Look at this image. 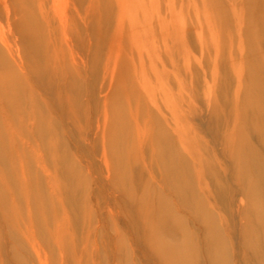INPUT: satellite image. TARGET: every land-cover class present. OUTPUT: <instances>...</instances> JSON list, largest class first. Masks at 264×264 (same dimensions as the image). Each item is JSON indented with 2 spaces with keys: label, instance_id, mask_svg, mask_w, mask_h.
Masks as SVG:
<instances>
[{
  "label": "bare ground",
  "instance_id": "bare-ground-1",
  "mask_svg": "<svg viewBox=\"0 0 264 264\" xmlns=\"http://www.w3.org/2000/svg\"><path fill=\"white\" fill-rule=\"evenodd\" d=\"M52 1L53 10L60 9L59 1ZM115 1L118 10L114 11L112 7ZM115 1L69 0L75 14H73L74 16L71 15L70 18H64L60 10L63 24L61 36L58 37L42 29L39 22L42 20L41 17H46L48 26L53 22V18H47L48 12L41 8L38 0H0V6L2 5L5 14L4 25L7 27V35H5L3 26L0 24V122L3 119L0 123V238L9 239L12 244L8 252L2 247L0 248V264H8L9 261L12 264H24L20 260L21 256L17 250L22 245L18 237L20 232H18L17 226H12V224H17L16 220L22 218L20 212L23 205L22 202L24 201L27 204L32 202L36 205L35 210L29 215L28 222L30 227L40 233L41 230L46 231L45 226L48 227L52 224L55 207L52 205L51 199L53 197L56 198V194L60 192V189L49 185L48 187L53 194V196L51 194L50 200H47L46 196L39 198L32 195L27 198L23 193L24 186L28 187L31 183L38 184V186L44 184L47 186L48 181L28 178L22 168V158H25V162L28 159L35 161L37 159L35 156L46 159V165L36 163V166L44 169L45 172L51 168L48 167L49 165L55 166L56 173L68 183V187H63L62 189L68 195L65 206L72 211L77 210L79 207L78 195L84 189V185L80 180L82 173L77 164L71 161L72 154L68 149V144L65 142L67 139L59 135L60 123L65 129L68 127L69 130L67 131L71 133L68 137L70 141H74L71 138L74 135L77 136L78 140H83V134L78 131V124L83 118L82 115L86 113L85 108H87V105L82 102L78 103L79 99L77 97L88 92L89 89L82 87L78 81H80L79 77L86 75V68L88 67L91 69L90 75L94 76V72L98 68L97 61L103 49L107 50L103 76H109L111 84L113 81L119 83L116 76L124 64L123 59L120 57L121 51L124 49L131 51V40L129 43H125L124 39L122 40L123 33L128 31L131 35V31L135 33V29H127L125 26V20L128 17L131 19L130 9L119 5L122 0ZM203 3L207 7V15L205 16V21L199 25L200 32L202 33L208 28L214 31V61L219 57L225 58V62L221 63V69L223 68L221 73L215 70L213 76L210 71L209 75L214 81L221 76L225 86H227L226 82H230L235 77L242 78L247 84L252 82L258 90L257 92H253L250 89L248 91H232L229 97H223L224 102L219 108L220 114L217 115L216 119L214 117V120H211L214 126V134L216 137L222 138L228 152H232L237 143H240L239 134L246 136L247 134L245 133L250 130L246 123L243 125V118L248 119L251 124L254 122L255 127L253 128L264 136V103L261 101L262 97H264V0H203ZM127 11H129L128 15ZM115 15H117V27H115L110 39L107 40L99 35V30L102 26H107L108 17L115 18ZM139 23V29L146 31L145 24ZM174 25L176 24L170 27H163L164 31L169 33L166 36L167 41L163 42V39L158 41L154 39L149 42H137L135 40L132 45L136 47V50L141 49L142 46L149 53L152 62L155 64L163 63L164 60L160 58L158 53V50H163L168 52L169 62L175 65L177 69L178 63L186 66L188 70L186 76L190 78L183 77L186 72L178 75V81L180 82L178 87L184 89L187 94L191 93L190 100H196L199 95L197 93L192 94L190 87L195 79L191 77L190 70L195 69L196 64L200 60L197 56L189 54V47L195 50V45L189 39V42L186 39H180L179 34L177 36L175 33L178 30H174ZM178 26V28H182L185 31L194 29V25L193 27L191 25L187 26L186 23H181ZM150 28H153L156 32L154 25H151ZM229 29L235 30L234 34L230 35L227 32ZM49 35L51 37H48ZM229 37L231 38L228 41ZM251 38L256 40L257 43L253 46L252 42L247 48ZM242 40L245 42V48L240 51L238 43ZM50 43L53 45L51 50L49 49ZM63 43L67 47H74L76 54L82 56L81 63L73 59L74 61H71L73 66H69L70 68L65 66V64H68V60H65L61 56L62 51L60 52V50H63ZM13 45L15 54H12ZM201 45L203 54L209 59V48L212 47V42L210 45L202 38ZM238 53L243 54L244 60H241V63H244V67H238L233 62V60L237 59ZM179 58H182L181 61H178ZM202 74L205 75V71ZM31 78L33 84L28 83ZM188 83L190 86L187 85ZM36 85L41 88L45 95L46 93L49 94L50 105L41 99L43 97L40 94H37ZM118 87H110V92H115ZM121 88L124 93L131 91V86L129 85H121ZM205 92L209 93V98L214 101L219 96V93L214 92L212 84H206ZM188 98L186 99L181 95L175 99L177 111L181 109V107H178V103L185 105ZM259 98L260 100L255 109L245 103V101ZM101 107L103 115L106 117V103ZM216 108L214 107L213 111L217 113L218 110ZM140 109L145 111L147 108L144 105ZM177 118L180 125L177 122L173 132L175 131L177 135L182 136V147L188 152L192 162L200 166L199 172L197 168L194 170L196 175L200 172L201 174H206L204 167L205 158L202 155L198 156L194 152V149L200 145L199 142L188 133L185 117L180 116ZM53 119L59 122L56 123ZM238 122L240 123L238 124ZM242 126L247 131L244 130L243 132L240 129ZM218 127L221 132L218 131ZM112 135L118 140L117 144L113 145L114 150L118 149L120 143L126 145L129 149L127 156L130 158L132 151L136 150V148L141 150L145 145L142 138L143 134L136 133L135 136L131 135V127L128 124L123 125V128L117 126ZM30 136L33 137V140L37 139L42 143L44 139L50 138V136L53 139L48 144H42V150L40 147L29 144L30 139L28 137ZM159 140H161L160 145L163 146H168L172 142L170 137L169 139L165 137ZM80 141H78L79 147L82 148L83 142L81 144ZM244 143L246 145L241 147V149L245 150L250 155V158L249 160H240L239 163L241 167L245 166V170H247L246 177L250 172L254 177L251 190L248 189L250 186H247L248 190H245V192H247L248 196L254 195L258 204L252 211L246 213V217L249 220L242 222L240 229L241 243L243 249H247V251L244 250L242 253L244 258L249 259L250 257L252 260L260 256V264H264V138L261 142V148L258 150L248 145L247 142ZM75 144L77 145V142ZM160 145L157 150L155 148L156 161H159L163 168L169 162L166 171H162L164 190L158 193L152 187L148 195L152 200L157 196L156 202L161 206L156 207L151 202L143 206L152 220V228L149 227V244L150 246H155L160 252H156L155 255L159 260L162 258L165 264H201L200 260L206 261L207 264H230L229 256L231 251L228 246L224 245L227 239L221 232V223H223L224 219L216 218L214 212L212 213L214 217L210 216L209 219L203 213V209L199 205L201 202L204 205H207V203L204 198H200L196 193L193 174L189 173L188 170H181L179 173L174 171V169L182 167L180 166V161H182L181 165H183L185 159H177ZM79 147L77 145V148ZM81 155L84 157L83 154ZM106 159L110 167L114 165L112 161L110 162L108 158ZM120 163L121 161L115 163L118 170ZM239 163H237L238 166ZM108 172L106 170V173ZM116 178L118 176H113L112 193L115 198H118L124 209L131 210V182H124L126 187L119 188L115 183ZM165 193L173 196L177 204L168 205L169 203L166 200L168 197ZM160 194L163 196H160ZM224 195V191L217 193L220 200H222L221 196ZM186 207L191 212H187L185 210ZM172 210L179 212L178 215L171 213ZM246 211L244 209L243 214ZM168 215L172 217L167 218ZM186 220L192 223L191 229L185 226L184 222ZM198 221L201 222L200 227L203 235L204 233L206 234L204 242L198 240V236L195 233ZM74 222H77V218L74 219ZM155 223L159 231H156ZM35 236L36 234H32L31 238L27 236V240H29L32 251L34 250L38 263H42L39 242ZM49 238L47 233L46 239L49 240ZM221 243L225 247L221 246ZM115 246L117 250L121 248L118 242H116ZM65 247L64 244L61 247L62 250ZM249 251L252 254L249 253L248 255ZM62 255V258H66L65 250H63Z\"/></svg>",
  "mask_w": 264,
  "mask_h": 264
},
{
  "label": "rangeland",
  "instance_id": "rangeland-1",
  "mask_svg": "<svg viewBox=\"0 0 264 264\" xmlns=\"http://www.w3.org/2000/svg\"><path fill=\"white\" fill-rule=\"evenodd\" d=\"M55 1H59L60 9L57 8L54 11L52 0H38L41 8L49 14L47 18H53V22L49 25L50 27L43 14L42 20L39 22L43 30L45 29L51 35L54 34L60 37L63 24L60 10L64 18H70L75 13L69 0ZM119 5L130 9L131 19L128 17L129 20H125V26L127 29H135V33L131 31V35L128 31L123 33L122 40L124 39L125 43H129L131 40V51L129 49L121 51L120 57L123 59L124 64L116 76L119 83L113 81L111 84L109 76H103L105 56L107 54V50L103 49L97 61L98 68L95 70L94 76L90 75L91 69L88 67L86 68V75L79 77L80 81H78L82 87L89 89L88 92L77 97L79 99L78 103L82 102L87 105V108H85L86 113L82 115L83 118L78 124L79 130L77 129L80 131L79 133L83 134V140H78L77 136L74 135L71 136L74 141H70L68 137L71 133L67 131L69 130L68 127L65 129L60 123L59 135L67 139L65 142L68 144V149L72 154L71 161L77 164L82 173L80 180L84 185V189L78 195L79 207L77 210L72 211L65 206L68 195L62 189L63 187H68V183L56 173L55 166L49 165L48 167L51 168L45 172L44 169L37 167L36 163L46 165V159L35 156L37 158L35 161L28 159L25 162V158H22V168L28 178L48 181L47 186L45 184L38 186L35 183H31L28 187L24 186L23 193L27 198L32 195L39 198L46 196L47 200H50L52 193L48 187L49 185L60 189V192L56 194V198L53 197L51 199V203L55 207L52 224L48 227L45 226L46 231L41 230L40 233L30 227L28 222L29 215L35 210L36 205L32 202L29 204L22 202L23 205L20 211L22 220L18 219L16 220V225L12 224V226H17L18 232H20L18 237L22 245L17 249L21 256L20 260L24 264H165L162 258L159 260L155 255L156 252L160 253L159 250L149 244V227L152 228V220L143 206L150 202L155 204L156 207L161 206L156 202L157 196L152 200L148 192L152 190V187L158 193L164 190L162 171H166L169 162L163 168L159 161H156L155 148L156 150L159 148L161 143L159 139H164L165 137L169 139L170 137L172 142L168 146H160L167 149L177 159H185L183 165H181L182 161H180L181 168L174 169L175 173H179L181 170H188L189 173L193 174L196 193L200 198H204L208 205L200 203L199 206L203 209V213L209 219L210 216H213V212L216 218L224 219L223 223H221V232L227 239L224 245L228 246L231 251L229 256L230 264H260L261 257L257 256L258 254L256 259L252 260L250 257L249 259L244 258L242 253L244 250L247 251V249H243L241 243L240 229L242 222L249 220L246 217V213L252 211L258 201L254 195L248 196L247 192H245V190H251L254 177L251 172L246 177L247 170H245V166L241 167L239 161L249 160L250 158V155L241 149V147L246 145L244 142L258 150L261 148L264 136L253 128L255 127L254 122L251 124L248 119L243 118V125L246 123L250 130L247 131L243 126L240 129L243 132L244 130L247 131L249 134L245 133L247 134L245 136L240 133V143H237L232 152H228L222 138L216 137L214 134V126L211 123V120H214V117L216 119L217 115L220 114L219 108L222 106L225 96L229 97L232 91H248L250 89L253 92H257L258 90L252 82L247 84L242 78L235 77L230 82H226L227 86H225L221 76L214 81L209 75V71L212 72V76L215 70L221 73L223 70V68L221 69V63L225 62V58L219 57L214 61V31L208 28L202 33L200 32L199 25L205 21V16L207 15V7L203 0H122ZM112 9L114 11L118 10L116 1ZM116 18L117 15H115V18L108 17L107 26H102L101 31L99 30L101 37L107 40L110 39L115 27H117ZM4 20L5 14L1 5L0 24L3 26V33L7 35V27L4 25ZM139 22L145 24L146 31L139 29ZM181 23H186L187 26L191 25L192 27L194 25V29L185 31L182 28H178ZM173 24H176L174 25V30H178L175 33L177 36L179 34L180 39H186L187 41L189 39L195 45V50L189 47V54L197 56L200 60L196 64V68L190 70L191 77L195 79L190 87L192 94L197 93L199 95L196 100H190L191 93L187 94L184 89L178 87L180 83L178 75L186 72L183 77L190 78L186 76L188 72L186 66L178 63L177 69L175 65L169 62L168 52L163 50H158L160 58L164 60L163 63L155 64L152 62L149 53L142 46L141 49L136 50V47L132 45L135 40L137 42H149L154 39H157V41L163 39V42L167 41L166 36L169 33H166L163 27H170ZM151 25L155 26L156 32L153 28H150ZM227 32L232 35L235 30L229 29ZM48 37L51 36L49 35ZM202 38L210 45L212 42V47L209 48V59L203 54ZM230 38H228V41ZM252 42L253 46L257 43L256 40L251 38L247 48ZM238 44L240 51H243L245 42L242 40ZM62 45L61 56L68 60V64H65V66H73V59L81 63L82 56L76 54L73 46L67 47L64 43ZM52 46L50 43V50ZM13 53H16L14 45L12 48ZM6 57H8L7 54ZM181 59L179 58L178 61H181ZM241 60H244L243 54L238 53L237 59L233 60V62L238 67H244L245 65L241 63ZM204 71L205 75L202 74ZM28 83L33 84L32 78ZM206 84H212L214 92L219 93L215 101L209 98V93L205 92ZM121 85L131 86V91L124 93ZM187 85L190 86L189 83ZM110 87L118 88L115 92H110ZM35 90L38 95L40 94L43 97L41 99L50 105L49 94L46 93L45 95L38 85L35 86ZM181 95L186 99L189 98L185 105L178 103V107H181V109L177 111L175 99ZM259 100L260 98L245 101V103L255 109ZM261 101L264 103V97H262ZM104 103L107 105L106 117H104L101 107ZM144 105L147 108L145 111L140 109ZM214 107H217V113L213 111ZM180 116L185 117L188 133L200 144L194 149V152L198 156L202 155L205 158L204 167L206 174H201L200 172L196 175L194 170L197 168L199 172L200 166L192 162L188 152L182 147V136L180 135V137L175 131L173 132V128L178 122L177 117ZM46 118L48 117L46 116ZM53 120L56 123L59 122L55 119ZM2 121L3 119H1ZM126 124L131 127V135L135 136L136 133L143 134L142 138L145 144L141 150L136 148V150L132 151L131 149V155L133 156L131 158L127 156L129 149L126 145L120 143L117 150L113 148V145L117 144L118 140L112 135V132L117 126L123 128V125ZM178 124L180 125L179 122ZM218 131L221 132L219 127ZM135 138L137 139V137ZM28 139H30L29 144L31 146L40 147L43 150L42 144H48L53 137L50 136V138L44 139L43 143L37 139L33 140L31 136ZM78 141L81 144L83 142L82 148L79 147ZM75 142H77L79 148H77ZM45 156L47 157V155ZM106 158L110 162L112 161L114 165L110 167ZM118 161H121L119 170L115 166ZM237 163H239V166ZM106 170L109 172L106 173ZM113 176H118L115 183L119 188L126 187L124 182H131V210L124 209L118 198L113 195ZM247 186L250 187L247 189ZM137 191L138 193H136ZM219 191L225 192V195L221 196L222 200L217 196ZM165 195L168 197L166 199L169 203H167L168 205L177 204L173 196L169 193H165ZM160 196L163 195L160 194ZM244 209L247 211L243 214ZM185 210L191 212L188 207ZM171 213L178 215L179 212L172 210ZM157 217L159 218L158 214ZM168 217L172 216L168 215ZM75 218H77V222H74ZM184 223L186 227L191 229L192 223H189V220ZM196 224L195 233L198 236V240L204 242L206 234L204 233L203 235L202 233L201 222L198 221ZM4 228L6 229V227ZM155 229L159 231L156 223ZM47 233L50 237L49 240L46 239ZM32 234H36L35 237L39 242L42 263H38L34 250L32 251L29 240H27V236L31 238ZM157 238L159 237L157 236ZM116 242L121 245L119 250L115 246ZM64 244L66 247L63 250H65L67 255L66 258H62L63 250L61 247ZM224 245L221 243V246L225 247ZM1 247L8 252L12 247L11 241L1 237ZM249 253L251 252L249 251L248 255ZM200 263L207 264L204 260H200Z\"/></svg>",
  "mask_w": 264,
  "mask_h": 264
}]
</instances>
